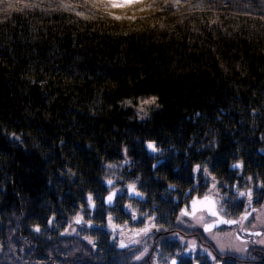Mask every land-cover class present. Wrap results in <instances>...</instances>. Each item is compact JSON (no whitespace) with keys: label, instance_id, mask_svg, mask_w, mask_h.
I'll return each mask as SVG.
<instances>
[{"label":"trees","instance_id":"1","mask_svg":"<svg viewBox=\"0 0 264 264\" xmlns=\"http://www.w3.org/2000/svg\"><path fill=\"white\" fill-rule=\"evenodd\" d=\"M242 106L264 111V0H159L119 20L84 0H0V264L105 262L63 234L78 205L102 203L106 179L137 183L144 141L185 152L212 127L192 134L220 158Z\"/></svg>","mask_w":264,"mask_h":264},{"label":"flooded vegetation","instance_id":"2","mask_svg":"<svg viewBox=\"0 0 264 264\" xmlns=\"http://www.w3.org/2000/svg\"><path fill=\"white\" fill-rule=\"evenodd\" d=\"M242 108L237 110L236 119L231 121L232 135L218 139L222 151L217 153L221 155L220 158H211L213 160L209 161L202 149L204 147L199 150L200 143H197L196 135L192 134L204 131L211 136L214 129H191L185 152L171 147L164 148L157 143L154 156L146 152L148 165L141 169V175L136 178V190L143 199L130 198L127 185L124 187L114 180L113 185H104L106 191L100 201L112 190L117 194L113 206L95 200L98 207L105 211L99 224L108 225L106 228L98 227L105 235H88L91 252L106 257L105 262L98 264H171L173 259L177 260V264H264V243H260L264 241V225L255 219L257 214L250 216L243 225H221L211 232H204L203 223H197V218L201 216L206 223L215 219L205 209L198 206L194 215L180 216L181 209L193 212V197L202 199L209 194L213 176L219 189L218 194H213V197L223 198L221 205L227 210L225 219L238 220L245 211L247 197L238 198L237 189L246 191L251 188L252 207L260 209L264 206V188L259 187L264 184V119L261 118L264 111L258 113L251 106ZM223 129L228 132L226 127ZM223 129L221 133L224 134ZM205 141L201 136V142ZM158 160L161 162L153 169L151 166ZM237 162L242 163V168L233 169L231 165ZM197 164L201 165V172L198 174L192 172ZM204 168L210 173L207 185L204 182ZM249 177L252 178L251 181ZM142 184L149 190L153 189L151 199L145 188H141ZM170 185L173 186L172 189L169 188ZM193 185L198 187L186 196L185 193ZM128 205H131V209L126 210ZM92 209L93 207H89V211ZM132 210H135L137 220L131 219ZM149 215L153 217L151 223L156 227L151 228L148 233L137 232L130 235L131 228H143L149 223ZM109 217L111 225L115 227L109 225ZM257 232L261 235H255ZM76 236L85 240V235ZM191 242H195L196 251L188 253L187 247ZM141 253L144 255L141 256ZM208 253H212L217 258L216 261ZM136 257L141 258L137 260Z\"/></svg>","mask_w":264,"mask_h":264},{"label":"snow or ice","instance_id":"3","mask_svg":"<svg viewBox=\"0 0 264 264\" xmlns=\"http://www.w3.org/2000/svg\"><path fill=\"white\" fill-rule=\"evenodd\" d=\"M84 3H85V5H90L92 8H98L100 5H102L104 3H107L112 8H118V7H129V6H134V5H138V4H144L145 0H84ZM155 3H156V0H151V3L147 4L146 8L142 7L139 10L141 12H143V11H146V9L153 8ZM180 4H181V0H164V7L165 8H168L169 6L175 8V7L179 6ZM6 7L11 8V5H7ZM38 7H39V5H37V4H29L26 6V8H28V9H36ZM60 7L63 8L65 11H67L69 9L79 7V5L64 3ZM157 10H162V9H157ZM13 12H15V11H13ZM75 14L77 16H84V13H82V12H76ZM109 15H111V13H109ZM8 18L9 17H7L6 19H8ZM84 18L88 19L89 17L85 16ZM114 19L119 20V19H121V17L115 16ZM129 19H131V17H129ZM161 27H163V25H161ZM155 102H156L155 97L142 100L140 102L141 106L139 107L138 111L147 115V113L144 110V105H151V104H154ZM125 103L131 104L132 101H126ZM147 148L150 149L152 152L157 151V148L152 143H149L147 145ZM125 162L127 163V161H125ZM242 166L243 165L241 162H237V163L231 165V167L233 169H240V168H242ZM108 167L111 168V167H115V166L109 165ZM192 172L197 173V174L200 173L201 172V165L197 164L192 169ZM203 176H204L205 185H207V183H208L207 178L210 176V173H209L207 168L203 169ZM248 179H249V181L252 180L251 177H249ZM211 180H212V184H211V187L209 188V194L205 195L202 199L199 197H193L192 198V204H191L193 212L190 213L187 209H181V212H180L181 217L194 215L198 206L200 208L205 209L207 211V213L211 217H214L215 219L211 223H206V222H203L204 221L203 216L197 218V223H203L204 232H211L213 228L219 227L221 225H235V224L243 225L244 221L247 220L254 213L257 214L255 216V219L257 220V222L264 225V206H261L260 209L252 207L253 190L251 188L247 189L246 191H240L239 189H237L236 195L238 198L247 197V204L245 206V211L241 215V217L238 220L225 219V216L227 215V210L223 207V205H221V199H223V198H214L213 197V194H218V191H219L218 185L216 182V178L213 176V177H211ZM107 184L113 185V181L111 179H109L107 181ZM172 187L173 186H171V185L169 186L170 189H172ZM197 187H198V185H193V187L189 190L188 193H185V195L186 196L190 195V193L192 191H195ZM233 187H235V186H233ZM259 187L264 188V184L259 185ZM127 192L131 196L139 197L140 199H143L141 193L136 190V184L135 183H130L127 185ZM116 194L117 193L114 191L108 195L107 203L109 205L112 204L113 197ZM225 203H227V201H225ZM87 204L89 207H95V205L93 204V198L91 195H89L87 197ZM218 205H220V206L217 207ZM128 209H131V205L126 206V210H128ZM131 219L137 220V215H136L135 210L131 211ZM152 219H153V217H151L149 215V223H147L144 228L139 229V232L148 233L151 228L156 227L155 224L151 223ZM81 220H82V217L77 215L76 223H81ZM178 220H179V217H178ZM109 225L112 227H115L114 225H111V217H109ZM38 230L39 229H37V231ZM255 235H261V233L257 232V233H255ZM260 243H264V241H260ZM121 247H124V245L121 244ZM221 248H223V246H221ZM145 251H147V250H145ZM194 251H196V245H195V242H191L190 246L187 247V252L192 253ZM204 251H207V250L205 249ZM143 255H144V253H141V256H143ZM208 255L212 256V253H208ZM140 258L141 257H136L137 260H139ZM212 259H213V261H216L217 258L215 256H212ZM171 264H177V260L176 259L171 260Z\"/></svg>","mask_w":264,"mask_h":264},{"label":"rangeland","instance_id":"4","mask_svg":"<svg viewBox=\"0 0 264 264\" xmlns=\"http://www.w3.org/2000/svg\"><path fill=\"white\" fill-rule=\"evenodd\" d=\"M158 2H159V0H156L155 5H157ZM149 3H151V0H145L144 4H138V5L129 6V7H118V8H112L107 3H104L103 7L107 12L111 13V15H113L114 17L119 16L121 18H129V17L134 18V17H137V16L145 13V11L141 12L139 9L142 7L146 8L147 4H149ZM148 10L149 9H146V11H148ZM144 108H145V105H144ZM133 183L136 184L135 181ZM93 204L95 205V207H93V209L90 211L88 209L87 201L83 204H79L78 205L79 212L75 216H73L72 219L70 220V222L66 225V227L63 231L64 232L63 234L79 235L82 232V234H80V235H85V234H83V232L84 233L87 232V229L85 228L87 225L94 227L96 230H98V227H100V226H104L105 228L108 227V225L99 224V221L102 219V217L105 216L104 209H100L98 207L99 206L98 203H96V201L94 199H93ZM77 215L82 217V222L80 224L74 223L75 222L74 220L76 219ZM139 229H142V228H140V227L139 228H137V227L131 228L129 234L133 235L134 233L139 232ZM88 235H85L84 238H85V241L90 243ZM91 235H94V234H91Z\"/></svg>","mask_w":264,"mask_h":264},{"label":"water","instance_id":"5","mask_svg":"<svg viewBox=\"0 0 264 264\" xmlns=\"http://www.w3.org/2000/svg\"><path fill=\"white\" fill-rule=\"evenodd\" d=\"M149 143H152V144H154L155 145V142L154 141H144V148H145V150L149 153V154H152L153 156L156 154V152H152L150 149H148L147 148V145L149 144ZM161 162V160H158V161H156L154 164H153V166H151L153 169L159 164ZM155 166V167H154ZM105 184L106 185H108L107 184V181H105ZM115 190H112V191H110L109 193H107L105 196H104V198H103V202H104V204L105 205H107V206H113L114 205V199H115V196L113 197V201H112V204L111 205H109L108 203H107V197H108V195L110 194V193H112V192H114ZM116 192V191H115ZM129 194V193H128ZM129 196H130V198L131 197H134V196H131L130 194H129ZM135 198H137V199H140L139 197H135ZM91 208V207H90ZM75 223H76V220H75Z\"/></svg>","mask_w":264,"mask_h":264}]
</instances>
